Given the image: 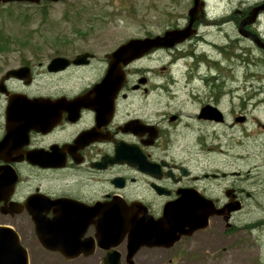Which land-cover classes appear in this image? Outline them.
<instances>
[{
	"label": "flooded vegetation",
	"instance_id": "1",
	"mask_svg": "<svg viewBox=\"0 0 264 264\" xmlns=\"http://www.w3.org/2000/svg\"><path fill=\"white\" fill-rule=\"evenodd\" d=\"M184 2L133 37L188 26L187 36L117 63L103 91L113 51L132 37L0 41V227L28 264L170 263L174 246L141 244L166 206H237L209 218L231 229L248 223L249 202L264 203L263 189L249 190L264 178L243 168L247 125L264 127V85L246 83L234 99L227 76L260 69L264 0H198L192 18ZM201 69L204 97L193 83Z\"/></svg>",
	"mask_w": 264,
	"mask_h": 264
},
{
	"label": "rangeland",
	"instance_id": "2",
	"mask_svg": "<svg viewBox=\"0 0 264 264\" xmlns=\"http://www.w3.org/2000/svg\"><path fill=\"white\" fill-rule=\"evenodd\" d=\"M184 5V0L9 2L0 4V41L4 37H36L43 41L57 39L61 42L66 37L77 36L95 38L97 42L102 37L117 43L152 28L150 25H161L166 14L182 12L188 6ZM261 28L264 29V26ZM89 44L92 46V43ZM236 61L238 59L232 63ZM257 65L260 69L253 76L252 69L245 73V69L235 68L228 73V78L233 81L234 99L245 94L246 83L264 85V59L257 61ZM203 73L204 69H201L193 81L194 86L202 91V97L208 89L199 78ZM258 115L264 124V108ZM246 133L250 151L243 153L246 157L243 168L250 169L254 177L258 174V177L264 178V172L256 169L264 162V149L259 148L264 143V127L250 121ZM236 151L233 150L229 161L236 158ZM207 157L203 155L202 162L208 161ZM252 189L264 190V184L253 183L249 185L250 192ZM247 209V215L239 216L240 222L248 221L247 224L226 231L223 225L215 226L217 224L212 222L204 230L196 231L174 245L167 252L172 261L165 264H264V204L251 201Z\"/></svg>",
	"mask_w": 264,
	"mask_h": 264
},
{
	"label": "water",
	"instance_id": "3",
	"mask_svg": "<svg viewBox=\"0 0 264 264\" xmlns=\"http://www.w3.org/2000/svg\"><path fill=\"white\" fill-rule=\"evenodd\" d=\"M11 1L38 3L40 0H0V3ZM48 1L56 2L58 0ZM197 1L193 0V5L189 9L191 18L193 13L196 12ZM187 29L188 26L182 29L167 30L163 35H157L152 38H130L125 43L119 45L112 53V64L100 83L101 90L103 91V86L108 85L112 80L118 78L117 70L115 69L117 63H125L142 55L153 47L172 46L187 36ZM206 207V204L199 202L170 204L166 206L163 218L154 221V223L150 222L148 233L143 234L144 238L142 236L143 240L141 244L169 248L181 235H190L193 231L202 229L207 225V220L213 215V211ZM230 209L231 205H228L222 211ZM217 212L220 213V211ZM134 236L135 234L133 233L131 238ZM128 248V254L131 255L136 245L129 243ZM0 264H27V253L19 244L17 235L11 229L3 227H0Z\"/></svg>",
	"mask_w": 264,
	"mask_h": 264
}]
</instances>
